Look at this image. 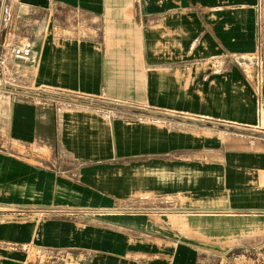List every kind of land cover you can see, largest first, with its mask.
<instances>
[{
    "label": "crops",
    "instance_id": "1",
    "mask_svg": "<svg viewBox=\"0 0 264 264\" xmlns=\"http://www.w3.org/2000/svg\"><path fill=\"white\" fill-rule=\"evenodd\" d=\"M256 3L4 1L43 24L31 97L0 87V264H264Z\"/></svg>",
    "mask_w": 264,
    "mask_h": 264
},
{
    "label": "built area",
    "instance_id": "2",
    "mask_svg": "<svg viewBox=\"0 0 264 264\" xmlns=\"http://www.w3.org/2000/svg\"><path fill=\"white\" fill-rule=\"evenodd\" d=\"M4 1L5 0L0 1V20H2V22H4L5 19L3 10ZM255 10L257 51L254 55L250 57L237 55L236 57L232 58V63L240 70L242 75L252 84V86L256 90V93L259 94L261 83V71L264 68V0H257ZM2 17L4 19H2ZM4 42L5 43L0 40V47H2L5 51L3 57L1 58V64L7 65L11 61H14L25 64L30 70L35 68L36 61L33 52L32 41L30 39L25 38L14 44L6 43V41ZM261 110L262 103L259 102V111ZM258 261L262 263V260L259 259Z\"/></svg>",
    "mask_w": 264,
    "mask_h": 264
},
{
    "label": "rangeland",
    "instance_id": "3",
    "mask_svg": "<svg viewBox=\"0 0 264 264\" xmlns=\"http://www.w3.org/2000/svg\"><path fill=\"white\" fill-rule=\"evenodd\" d=\"M16 13V11H15ZM40 17V16H38ZM3 19V17H2ZM43 21V17L41 18ZM10 24V23H9ZM7 25L6 22L0 20V40L5 43H16L22 39H30V36L42 28V22L39 24L23 23L19 25L10 24ZM5 25V26H4ZM5 51L0 47V87L6 88L7 91L14 93L17 98H27L29 93H27V83L23 77L15 74V66L18 62H10L9 64H1V58L3 57ZM253 264H262L259 261H254Z\"/></svg>",
    "mask_w": 264,
    "mask_h": 264
}]
</instances>
